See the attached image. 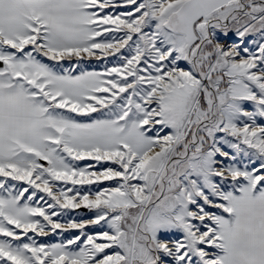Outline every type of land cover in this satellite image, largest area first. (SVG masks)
Returning a JSON list of instances; mask_svg holds the SVG:
<instances>
[{
	"label": "snow or ice",
	"instance_id": "snow-or-ice-1",
	"mask_svg": "<svg viewBox=\"0 0 264 264\" xmlns=\"http://www.w3.org/2000/svg\"><path fill=\"white\" fill-rule=\"evenodd\" d=\"M0 264H264V0H0Z\"/></svg>",
	"mask_w": 264,
	"mask_h": 264
}]
</instances>
